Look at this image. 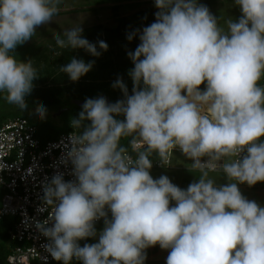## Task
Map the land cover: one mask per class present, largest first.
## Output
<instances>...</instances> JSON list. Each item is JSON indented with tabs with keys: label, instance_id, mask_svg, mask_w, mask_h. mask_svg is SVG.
I'll return each instance as SVG.
<instances>
[{
	"label": "clouds",
	"instance_id": "1",
	"mask_svg": "<svg viewBox=\"0 0 264 264\" xmlns=\"http://www.w3.org/2000/svg\"><path fill=\"white\" fill-rule=\"evenodd\" d=\"M154 4L155 22L126 37L140 41L128 53L131 94L117 78L123 99L86 98L71 121L74 179L57 173L44 185L46 251L61 264H145L158 245L166 264H264V206L240 190L264 183V0H233L241 16L223 25L198 0ZM62 8V0H0V94L21 111L40 77L14 50ZM82 32L78 25L57 35L56 55L108 50ZM92 68L72 58L59 71L78 82ZM46 116L38 107L37 119ZM177 149L199 172L187 189L151 175L153 157L170 167ZM88 238L98 242L81 246Z\"/></svg>",
	"mask_w": 264,
	"mask_h": 264
},
{
	"label": "trees",
	"instance_id": "2",
	"mask_svg": "<svg viewBox=\"0 0 264 264\" xmlns=\"http://www.w3.org/2000/svg\"><path fill=\"white\" fill-rule=\"evenodd\" d=\"M116 19V27H105L103 25H95L83 29L82 35L91 43L96 44L103 40L108 45V50L102 52L99 57H93L83 49L63 50L59 56L56 52L62 51L57 48L55 42L38 50V52L29 58L34 62V66L39 73V79L33 90L32 96L29 98V111L37 114L38 107L47 109V116L44 120L29 119L17 109V113L1 120L0 127L14 118H25L38 128V137L43 142H49L57 139L64 133L76 132L71 127L72 119L76 118L82 110V106H77L73 102H85L86 98H96L103 96L109 98L111 103L123 99V95L119 89H114L113 84L117 78H122L131 94L133 83L128 75V72L134 67L128 57L129 52H134L140 41L137 37L132 42L127 40V34L136 30H142L143 27L155 22V13L158 10L144 9L138 11L132 17H120L119 8L113 7ZM99 50V49H98ZM72 58L82 59L86 63L92 62V70L82 77L78 82H72L67 75L61 73V67L67 65ZM205 85H201V90ZM63 111L61 116L57 117L59 125L55 124L53 119L58 111ZM53 116H52V115ZM127 143V141H122ZM158 161L157 157H153V163ZM156 169L152 168L151 170ZM185 189V188H184ZM1 209V195H0ZM16 224L14 218H4L0 220V264H7V259L11 254L14 244L10 241L9 233L13 230ZM97 233L104 228L103 220L95 224ZM98 242L97 239L88 238L79 241L80 245L93 244ZM164 252V262L168 256V250H160L157 246L151 251L146 250L147 259L145 264H148L151 256H157ZM153 254V255H152ZM159 259L154 261L156 264ZM32 264H43L32 262ZM49 264H61V262L53 261ZM73 264H78L74 261Z\"/></svg>",
	"mask_w": 264,
	"mask_h": 264
},
{
	"label": "built area",
	"instance_id": "3",
	"mask_svg": "<svg viewBox=\"0 0 264 264\" xmlns=\"http://www.w3.org/2000/svg\"><path fill=\"white\" fill-rule=\"evenodd\" d=\"M38 133V128L25 118H14L0 127V220L16 219L9 233L14 248L7 264L55 261L46 251L49 241L38 228L49 215L43 200L44 185L57 173H62L65 181L74 179L66 153L76 132L46 143ZM152 168L169 170L172 160L170 167H161L156 161Z\"/></svg>",
	"mask_w": 264,
	"mask_h": 264
},
{
	"label": "rangeland",
	"instance_id": "4",
	"mask_svg": "<svg viewBox=\"0 0 264 264\" xmlns=\"http://www.w3.org/2000/svg\"><path fill=\"white\" fill-rule=\"evenodd\" d=\"M198 3L206 6L210 13L217 18L218 23L222 25L224 20L228 18L238 20L241 16L240 9L233 4V0H198ZM62 4L63 8L57 21L50 25L41 26L37 29L36 35L32 40L17 46L13 54L18 60L28 61L39 49L55 42L57 35L72 27L78 25H81L82 29L95 25L116 27L117 23L113 7L119 8L118 14L120 17H132L138 11L149 8L157 10L154 0H62ZM17 109V106L7 102L5 94H0V123L1 120L17 113ZM21 115H25L29 119H37V114L33 111H25ZM57 117L53 116V119H50L59 125ZM190 166L191 161L181 152L175 151L172 157V168L169 170L153 169L151 170V175L154 179H158L162 175L167 176L172 183L181 189H187L191 183L197 182L199 178V172H191L189 170ZM210 177L218 183H226L221 173H210ZM240 190L247 199L254 200L264 206V183H258L252 187L240 185ZM157 247L159 248L158 245ZM153 248H150V250L152 251ZM164 258L165 254L162 251L157 256H151L147 263H154V261L159 259L156 264H166L163 261Z\"/></svg>",
	"mask_w": 264,
	"mask_h": 264
},
{
	"label": "water",
	"instance_id": "5",
	"mask_svg": "<svg viewBox=\"0 0 264 264\" xmlns=\"http://www.w3.org/2000/svg\"><path fill=\"white\" fill-rule=\"evenodd\" d=\"M106 100H107V102L111 103L109 98H106ZM73 103L77 106L83 105V102H80V101H74ZM62 112H63L62 110L58 111L55 116H58V117L61 116Z\"/></svg>",
	"mask_w": 264,
	"mask_h": 264
}]
</instances>
